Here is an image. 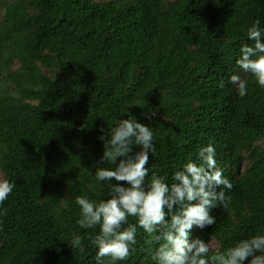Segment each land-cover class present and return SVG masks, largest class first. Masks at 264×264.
Returning a JSON list of instances; mask_svg holds the SVG:
<instances>
[{
	"label": "trees",
	"instance_id": "16d2710c",
	"mask_svg": "<svg viewBox=\"0 0 264 264\" xmlns=\"http://www.w3.org/2000/svg\"><path fill=\"white\" fill-rule=\"evenodd\" d=\"M0 16V172L16 185L0 204V264H95L97 229L76 224L75 198H107L90 175L114 167L99 137L128 115L154 128L146 181L214 144L233 187L216 223L191 230L209 256L264 233V88L235 65L264 0H0ZM147 239L138 229L117 264H155Z\"/></svg>",
	"mask_w": 264,
	"mask_h": 264
},
{
	"label": "clouds",
	"instance_id": "9594fccd",
	"mask_svg": "<svg viewBox=\"0 0 264 264\" xmlns=\"http://www.w3.org/2000/svg\"><path fill=\"white\" fill-rule=\"evenodd\" d=\"M235 65L264 88V27L258 19L247 28V41L241 44ZM229 83L240 97L247 95L246 77L233 72ZM219 86L224 87V82ZM154 138V128L132 115L117 119L110 132L99 137L104 141L100 161L114 167H96L94 174H89L96 184L108 182L107 198H75L79 208L76 224L80 229H97L89 235V243L96 250L95 264L126 260L137 243L138 229L148 234L146 251L155 264H244L246 259L247 264H264V233L239 239L211 256L208 241L190 239L194 227L204 229L216 223L212 209L229 203L226 190L233 184L217 164L214 144L200 147L195 158L175 170L170 180L153 172L146 181L149 168L155 167L149 165V157L155 152ZM15 186L0 172V204ZM130 217L135 222H130ZM70 236L71 248L83 252V237L75 232Z\"/></svg>",
	"mask_w": 264,
	"mask_h": 264
},
{
	"label": "rangeland",
	"instance_id": "374dc122",
	"mask_svg": "<svg viewBox=\"0 0 264 264\" xmlns=\"http://www.w3.org/2000/svg\"><path fill=\"white\" fill-rule=\"evenodd\" d=\"M101 1H102V0H101ZM0 19H1V16H0ZM15 68H17V67H16V64H14V66L12 67V69H15Z\"/></svg>",
	"mask_w": 264,
	"mask_h": 264
}]
</instances>
